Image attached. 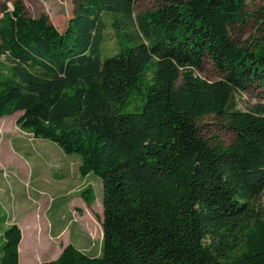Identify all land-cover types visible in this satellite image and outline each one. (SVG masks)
Masks as SVG:
<instances>
[{"label":"trees","instance_id":"obj_1","mask_svg":"<svg viewBox=\"0 0 264 264\" xmlns=\"http://www.w3.org/2000/svg\"><path fill=\"white\" fill-rule=\"evenodd\" d=\"M72 1L64 32L22 0L0 17V119L21 113V130L80 155L81 174L103 182L101 254L68 244L43 264H264V107L236 102L264 84V17L262 36L243 43L234 32L253 16L248 0L142 11L137 0ZM207 59L219 79L199 74ZM210 115L232 143L205 137ZM21 239L17 224L5 230L0 264H20Z\"/></svg>","mask_w":264,"mask_h":264},{"label":"rangeland","instance_id":"obj_2","mask_svg":"<svg viewBox=\"0 0 264 264\" xmlns=\"http://www.w3.org/2000/svg\"><path fill=\"white\" fill-rule=\"evenodd\" d=\"M16 1L0 0V17L3 8H12ZM22 1L29 16L36 18L41 15H47L49 22L54 24L61 32H64L67 28L69 20L73 17L75 10V5L72 0ZM159 6L160 0H137L136 11L154 10ZM245 10L251 12L253 16L244 27H237L235 29L234 37L243 43H254L256 39L262 36V33L259 31L260 23L258 21L264 17V0H248ZM260 11H263V13L260 14ZM105 21L104 54L113 55L118 52L119 45L115 31L111 27L110 18L105 16ZM5 63V58L1 57L0 71L4 70L3 66ZM199 74L208 80H217L221 77L219 70L209 59L205 60ZM236 102L237 107L243 110L254 109L258 106L264 107V84H255L248 87L245 91L240 92L236 96ZM20 114L15 113L0 119V213L14 217V219H16L17 215L20 217L28 213L27 211L33 209L34 199L46 197L45 193L47 191V185H49V176H53L54 171H58L56 163L60 158H65L70 164L73 161H79L81 163L80 155L66 154L55 142L43 138H36L32 134L22 131L16 123ZM200 125L202 133L205 137L210 138L211 143L220 140L225 145H229L235 138V132L229 130L226 122L217 116L210 115L204 117L200 121ZM72 166L75 165L72 163ZM79 176L82 178L83 183H85L86 178L82 177L80 173ZM92 179L97 180V182L94 183V197L91 203L96 196L97 200L95 199L94 203L88 206L90 203L82 197V203H78L80 207L76 210H78V213L81 212V214H84L89 209L91 219H96L100 222V215L104 208H102L104 206L103 183L101 178L93 173H91L89 183ZM81 193H78V195L82 196ZM262 204L264 206V198ZM34 211L29 212L32 213ZM71 228H74L73 232L76 235L80 232L81 226L75 224L74 227H69V230ZM97 238L95 239V243L98 241ZM95 247L98 248L99 252L101 251L99 244ZM91 249L92 247L88 249L84 247V251L93 256V252H90Z\"/></svg>","mask_w":264,"mask_h":264},{"label":"crops","instance_id":"obj_3","mask_svg":"<svg viewBox=\"0 0 264 264\" xmlns=\"http://www.w3.org/2000/svg\"><path fill=\"white\" fill-rule=\"evenodd\" d=\"M72 163L75 166H72ZM72 163L70 164L65 158H60L57 161L58 171H54V175L49 176L46 197L33 200L34 208L29 211L35 210L34 212L27 211L28 213L20 217L17 215L16 219L0 213V245L4 242L2 240L3 233L11 225L17 224L22 230V239L18 247L20 264H43L55 260L59 258L64 247L68 244H73L82 251H84V247L87 249L92 247L90 252H93V256L101 254L104 234L102 227L104 206H102L100 222L91 219L89 209L84 214L78 213L76 210L80 207L78 203H82V197L85 201L86 198L93 199V187L97 180L92 179L89 183L91 173L82 175L80 172L81 163L79 161ZM78 165L79 167H77ZM79 173L86 178L85 183ZM87 189L90 190L85 194V197L83 191ZM78 193H81L82 196H79ZM95 199L97 200V196ZM94 201L88 206H91ZM51 211L54 213L52 214ZM75 224H79L82 228L76 235L73 232L74 228L69 230V227H74ZM96 238L98 241L95 243ZM97 243L99 249L101 248L100 252L95 247L98 246Z\"/></svg>","mask_w":264,"mask_h":264}]
</instances>
